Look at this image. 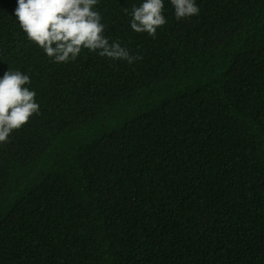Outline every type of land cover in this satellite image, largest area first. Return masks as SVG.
Returning <instances> with one entry per match:
<instances>
[{"label":"trees","instance_id":"16d2710c","mask_svg":"<svg viewBox=\"0 0 264 264\" xmlns=\"http://www.w3.org/2000/svg\"><path fill=\"white\" fill-rule=\"evenodd\" d=\"M140 2L96 6L139 59L57 63L0 0V74L39 105L0 142V264H264V0H164L155 36Z\"/></svg>","mask_w":264,"mask_h":264},{"label":"clouds","instance_id":"9594fccd","mask_svg":"<svg viewBox=\"0 0 264 264\" xmlns=\"http://www.w3.org/2000/svg\"><path fill=\"white\" fill-rule=\"evenodd\" d=\"M99 0H15L12 15L25 37L41 48L54 62L76 60L82 49L96 52L111 60L132 63L139 57L130 54L119 42H109L105 25L96 6ZM177 20L199 13L196 0H168ZM164 0H141L128 13L129 27L135 33L155 36L157 28L166 23L162 14ZM127 11V10H125ZM30 77L20 70L0 74V142L8 140L38 113L35 92L28 85Z\"/></svg>","mask_w":264,"mask_h":264}]
</instances>
